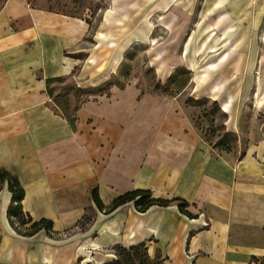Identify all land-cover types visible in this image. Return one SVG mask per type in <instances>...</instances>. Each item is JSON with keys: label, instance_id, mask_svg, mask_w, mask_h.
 I'll list each match as a JSON object with an SVG mask.
<instances>
[{"label": "crops", "instance_id": "obj_1", "mask_svg": "<svg viewBox=\"0 0 264 264\" xmlns=\"http://www.w3.org/2000/svg\"><path fill=\"white\" fill-rule=\"evenodd\" d=\"M109 5L91 34L83 18L27 0H0V171L23 189L24 227L51 222L50 233L19 234L8 218L12 195L4 185L0 264H108L118 247L141 244L151 261L158 257L163 264H264V137L215 155L173 97L143 92L136 82L112 83L108 94L93 95L137 39L112 38L126 29L114 15L126 16L143 0ZM212 7L215 22L198 24L194 32H217L228 49L242 46L232 38L237 30L248 31L254 33L249 47L264 48V40L255 39L256 31L264 33V0H213ZM158 26L170 30L162 20ZM90 34L91 46L83 50ZM213 44L212 37L205 42L210 52H216ZM229 58L225 50L201 66L194 94L218 102L229 75L220 81L210 75ZM241 62H248L251 79L255 56ZM70 75L89 93L72 125L58 92H48L56 84L49 80ZM220 109L229 127L238 129L229 99ZM92 188L105 207L140 190L188 206L185 212L177 203L139 212L132 201L105 213L88 200ZM84 215L92 221L80 229Z\"/></svg>", "mask_w": 264, "mask_h": 264}, {"label": "rangeland", "instance_id": "obj_2", "mask_svg": "<svg viewBox=\"0 0 264 264\" xmlns=\"http://www.w3.org/2000/svg\"><path fill=\"white\" fill-rule=\"evenodd\" d=\"M30 1L38 7L68 12L85 19L91 34L105 20L106 10H110L109 0ZM212 1L143 0L142 6L130 10L126 16L114 15L118 23L124 21L126 29L116 31L112 38L116 36L118 40L122 37L126 41L136 36L137 39L124 49L113 77L97 89H105L112 83L121 87L136 82L143 92L177 99L193 127L213 148L214 154L222 155L235 153L240 146L264 137V48L249 47L254 33L252 35L248 31L237 30V37L232 38H238L242 46L228 49L217 39L219 33L202 32L204 29L194 32L198 24L215 22ZM161 20L169 23V31L158 26ZM91 34L81 44L83 50L91 46ZM255 36L258 41L264 40L261 31H256ZM209 37L213 39L212 46L216 47V52H210L211 45L205 46ZM225 50L230 55L229 60L220 71L210 75L211 79L218 81L229 75L222 86V94L217 97L218 102L194 94L193 77L196 76L198 81L203 79L199 76L201 66ZM84 56V53L79 54L81 59ZM252 56H255V67L252 78L248 79L249 64L241 61L243 58L248 61ZM69 84L67 80L53 87L60 89ZM68 98H61L67 114L70 110ZM225 98L229 99L230 108L237 114L238 129L229 127L227 114L220 109V102Z\"/></svg>", "mask_w": 264, "mask_h": 264}, {"label": "trees", "instance_id": "obj_3", "mask_svg": "<svg viewBox=\"0 0 264 264\" xmlns=\"http://www.w3.org/2000/svg\"><path fill=\"white\" fill-rule=\"evenodd\" d=\"M27 2L31 6H35L33 3H31L30 0H27ZM37 7V6H35ZM48 11H53L50 8L47 9ZM64 15H68L71 17H78L76 15L70 14L68 12H59ZM67 80L70 81V84L66 87L55 89L54 87H49L48 92L51 96L55 92L57 93V97L65 98L69 97V105L70 110L69 114H67L63 110V115L65 118L69 121V123L73 124V115L75 112L79 109L81 103L85 101L89 93L82 91L79 89L74 80L73 76L70 75L69 77H60L57 79L49 80L48 83H58L63 84ZM110 85H108L107 88H103L100 90H97L93 93V95H102V94H108ZM206 140V139H205ZM207 141V140H206ZM6 186L8 192L12 195V204L8 208V218L12 225V227L21 235L23 236H31L35 233H37L40 230H44L48 233L51 232V222L47 220H41L39 222L33 223L30 225L29 228H25L24 226L26 223H29V221H26L24 219L23 213L21 211L20 202L23 198V189L21 188L18 180L12 176L10 173L1 170L0 171V190L3 186ZM88 200L95 204L96 207L105 213L110 212L114 210L115 208L122 206L124 204H127L132 201L135 202V206L139 212H145L148 208L152 206H159V207H167L171 205L172 203H177V207L181 212H185V208L188 206L187 203L182 201L181 199H172V200H163V199H156L152 198V195L149 191H133L130 193H127L125 195H122L115 200L112 201V203L105 207L101 201L99 200L97 188H92L88 193ZM92 221V217L88 215H84L81 220L77 223V227L80 229H84L90 222ZM15 223L18 225L16 226ZM116 253V259L108 264H163V261L160 260L158 257L151 261L149 257L147 256L146 248L143 244L133 246L129 249H125L122 247H118L115 249Z\"/></svg>", "mask_w": 264, "mask_h": 264}]
</instances>
